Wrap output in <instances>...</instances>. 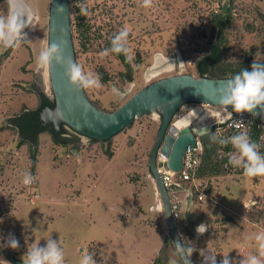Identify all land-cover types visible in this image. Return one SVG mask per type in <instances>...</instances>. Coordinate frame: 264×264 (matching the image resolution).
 I'll return each instance as SVG.
<instances>
[{
    "label": "rangeland",
    "instance_id": "obj_1",
    "mask_svg": "<svg viewBox=\"0 0 264 264\" xmlns=\"http://www.w3.org/2000/svg\"><path fill=\"white\" fill-rule=\"evenodd\" d=\"M20 1L18 7L27 14L26 8L31 9L32 26L24 29L27 38L19 47L0 44V124L24 108L36 107L39 100L34 90L54 99L48 68L36 64L39 52L49 43L50 0ZM221 1L152 0L145 8L142 0H85L79 6L86 7V21L91 25V40L86 45L76 31L79 11L72 2L77 63L85 73L98 76L101 84L100 88L85 89L89 98L110 112L158 79L177 73L198 76L195 63L207 51L209 15L219 9ZM234 1L236 21L230 29L226 58L241 60L246 51L256 49L255 58L262 60L264 0ZM8 13V3L0 0V16ZM125 27L134 66L132 81L123 80L125 67L118 58L112 53L101 55L105 41ZM158 57L162 61L155 65ZM101 72L109 76L108 81L101 80ZM113 86L123 95L114 94ZM194 106L186 103L178 114ZM208 107L218 110L217 106ZM208 120L199 125L203 127ZM160 123L158 113L144 115L110 142L91 141L65 125L68 137L78 135L80 149L75 144H56L48 132L42 133L34 170L29 147L17 145L15 130L0 132V258L19 264L13 260L23 262L28 249L54 239L62 242L65 264H80L85 254L91 255L95 264H152L167 240V264L175 257L179 263L149 167ZM237 169L210 180L213 190L209 193L219 204L213 206L244 211L243 206L251 203V216L256 219L259 214L264 227V177L246 178L243 170ZM25 174L34 177L30 185L23 183ZM10 236L19 241L18 249L5 246ZM185 237L188 243L197 240L195 233ZM6 250L14 258L1 252Z\"/></svg>",
    "mask_w": 264,
    "mask_h": 264
},
{
    "label": "water",
    "instance_id": "obj_2",
    "mask_svg": "<svg viewBox=\"0 0 264 264\" xmlns=\"http://www.w3.org/2000/svg\"><path fill=\"white\" fill-rule=\"evenodd\" d=\"M70 2L71 0H50L48 45L58 44L65 56L77 63ZM57 3L63 5L65 11L58 12ZM204 61L207 62L206 59ZM49 74L55 107L46 106L41 111L40 119L44 125L53 124L57 131L64 124L79 134L102 141L114 137L137 118L155 112L160 115L161 123L149 158L150 173L160 195L169 235L173 242L180 240L184 243L172 215L168 190L158 168V153L161 151L168 157L166 165L169 169L179 171L183 167L186 148L188 145H195L196 136H199L206 151L212 156L216 155L217 145L207 134L209 131L213 133L212 126L207 124L202 127L196 125V122L204 114L205 105L222 107L219 104L220 91L230 77L212 78L192 73L169 75L145 85L118 108L108 112L97 107L85 89L73 85L62 66L53 62L49 66ZM190 102L195 103V106L179 115L181 107ZM254 111L257 115L264 114L259 108ZM196 127L197 131L194 129ZM1 252L12 259L7 251ZM190 260L194 264L191 257ZM13 261L23 264L15 259ZM182 262L184 263L183 260Z\"/></svg>",
    "mask_w": 264,
    "mask_h": 264
},
{
    "label": "clouds",
    "instance_id": "obj_3",
    "mask_svg": "<svg viewBox=\"0 0 264 264\" xmlns=\"http://www.w3.org/2000/svg\"><path fill=\"white\" fill-rule=\"evenodd\" d=\"M6 2L9 5V13L6 17L0 16V44L19 47L24 38H27L24 29L32 26L31 17L18 7V0H6ZM151 4L152 0H142V6L145 8L150 7ZM56 10L63 12L65 7L57 3ZM81 13L86 14V9L82 7ZM128 37L127 27L121 29L111 39V47L105 49L101 55L123 54L127 60L131 61ZM53 62L65 69V75L73 85L81 89L101 87L98 76L90 72L85 73L78 63L65 56L58 44L52 43L39 52L36 64L39 68L46 69ZM226 82L219 97V104L222 107L225 109L231 107L235 113L240 114L247 112L255 115L254 110L257 108L264 112V63L254 60L251 70L243 69L228 78ZM112 92L116 95H123L115 86L112 87ZM240 126V123L235 125L237 129ZM207 134L214 143H219L224 147L231 145L234 151L227 154L228 163L234 168L242 169L246 178L264 177V154L259 150L261 146L252 141L247 132L238 131L227 138L218 137L217 134L210 131ZM33 181L34 177L31 174L24 175L23 183L25 185H30ZM207 230L208 225L205 223L199 224L195 229L198 235H203ZM254 240L257 245V254L244 257L240 264H264V232L256 234ZM173 243L176 246V254L184 261V264H191L192 248L181 243L180 240ZM61 245L60 240L48 239L44 246L37 245L28 249L22 257L23 264H65L64 249ZM5 246L14 250L18 249L19 241L10 236ZM0 264H9V262L0 258ZM80 264H95V261L91 255L85 254L80 260ZM169 264H177V261L170 260ZM213 264H217L216 260L213 261ZM220 264H232V262L228 256H224Z\"/></svg>",
    "mask_w": 264,
    "mask_h": 264
},
{
    "label": "trees",
    "instance_id": "obj_4",
    "mask_svg": "<svg viewBox=\"0 0 264 264\" xmlns=\"http://www.w3.org/2000/svg\"><path fill=\"white\" fill-rule=\"evenodd\" d=\"M85 0H71V13L74 8L72 2H75V9L79 11L76 17V31L79 33L80 37L83 39L82 44L86 45V41L90 42V29L91 25L86 21V14L81 13L80 4H83ZM73 6V7H72ZM86 8V7H85ZM235 1L234 0H224L221 1L219 9L214 10L209 15L208 24L210 25V34L207 36V51L204 56L196 61V69L198 76H208L212 78L226 77L225 75L234 76L235 74L241 72L243 69L251 70V65L254 60L258 63H264V59L257 60L256 49L252 51H246L244 53L243 59L234 60L226 58V51L230 48V29L234 27L236 16H235ZM264 23V15H262ZM72 21V17H71ZM73 26V25H72ZM206 30L203 34L206 35ZM115 34H112L109 39L105 41V49L111 47V39ZM254 48V47H253ZM76 51V50H75ZM9 51H7L8 53ZM116 58H118L124 65L125 70L121 72V76L124 81H132L134 75V66L131 61L127 60L123 54L117 55L112 53ZM5 54H2L1 58H4ZM207 60L205 62L204 60ZM138 60L140 56L138 55ZM102 81H108L109 76L103 72L100 74ZM38 96L39 103L34 108H24L20 113H17L9 118V120L0 124V132L6 129H13L19 135L18 146L21 147L25 144L29 147V154L31 158V167L34 170L37 163L38 145H39V135L48 132L54 141V143L62 146H70L75 144L78 149L82 148V142L80 141L78 135H69L68 130L65 125L61 126V129L57 131L53 124L49 123L44 125L40 119L41 111L49 106L51 108L55 107V100L50 99L45 93L40 90H34ZM94 103V102H93ZM97 107L98 105L94 103ZM105 111V110H104ZM80 135V134H79ZM91 141H99L97 139L90 138ZM111 138L108 140H102V142H110ZM217 145V153L215 156L210 155L206 149L201 158V162L198 166L197 176L203 179H207L209 182L212 177L218 178L227 173H235L238 169L232 167L228 163V153L234 151L231 145L227 147L221 146L219 143ZM107 154L112 157L113 152L107 148ZM210 184V183H209ZM199 208L188 213L187 216H183L181 222L179 223V229L181 230L183 241L185 245L188 246V241L184 238L185 235L188 237L193 236V233L189 231L191 226L198 224L203 220L202 215H199ZM167 240L164 241L160 250L156 254L152 264H167L169 261ZM7 253L14 258L13 254L6 250ZM180 258V257H179ZM182 264H184L180 258Z\"/></svg>",
    "mask_w": 264,
    "mask_h": 264
},
{
    "label": "built area",
    "instance_id": "obj_5",
    "mask_svg": "<svg viewBox=\"0 0 264 264\" xmlns=\"http://www.w3.org/2000/svg\"><path fill=\"white\" fill-rule=\"evenodd\" d=\"M208 119L207 124L212 126L213 133L218 137L227 138L238 131L247 132L251 140L261 146L259 150L264 154V114L253 115L247 112L240 114L235 113L232 108L218 107V110ZM237 123L241 125L239 129L235 127ZM194 129L198 130L197 127ZM204 150L201 138L196 136L195 145H188L185 150L182 160L183 167L179 171L169 169L166 165L168 157L161 151L158 153V168L168 190L172 215L177 224L181 222L183 216H187L189 212L199 208L206 201H217V198L209 193L210 182L197 176Z\"/></svg>",
    "mask_w": 264,
    "mask_h": 264
},
{
    "label": "crops",
    "instance_id": "obj_6",
    "mask_svg": "<svg viewBox=\"0 0 264 264\" xmlns=\"http://www.w3.org/2000/svg\"><path fill=\"white\" fill-rule=\"evenodd\" d=\"M214 112V110L206 107L205 114L202 116L204 121ZM203 119L201 118L200 121ZM211 190L213 189L211 188ZM216 202L218 201L203 203L197 212L202 215L203 220L189 228V231L197 236V240L195 239L194 242L188 239V246L193 250L191 259L194 264H213L214 260L220 264L224 256H228L232 264H240L244 257L257 254L254 236L258 234V231L264 232L259 214L256 219L251 216V203H244V211H235L233 209L218 210L221 208L213 206V204L219 205ZM201 223L208 225V230L203 235H198L195 229ZM217 229L223 230L224 233H220L221 231ZM184 238L186 239V237ZM177 264L182 263L177 261Z\"/></svg>",
    "mask_w": 264,
    "mask_h": 264
},
{
    "label": "bare ground",
    "instance_id": "obj_7",
    "mask_svg": "<svg viewBox=\"0 0 264 264\" xmlns=\"http://www.w3.org/2000/svg\"><path fill=\"white\" fill-rule=\"evenodd\" d=\"M18 2H19L20 4H22L23 1L21 2L20 0H18ZM26 9H27V11H28V15H29L31 18H33V14H32V12H31V9H30V8H26ZM161 61H162V59H160V57H158V58H157V63H156L155 65L160 64ZM155 67H156V66H155ZM48 70H49V67H48ZM49 76H50V74H49ZM204 107L206 108V107H208V106H204ZM153 114H157V113L155 112V113H153ZM204 114H205V112H204ZM204 114H203V115H204ZM203 115H202V116H203ZM202 116H200L199 120L196 122V123H197L196 125L199 126V123L201 122L200 119H201ZM207 119H208V118H207ZM156 194H157L158 196H160L158 192H157ZM161 206H162V204H161V202H160V208H161Z\"/></svg>",
    "mask_w": 264,
    "mask_h": 264
}]
</instances>
